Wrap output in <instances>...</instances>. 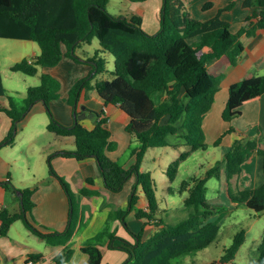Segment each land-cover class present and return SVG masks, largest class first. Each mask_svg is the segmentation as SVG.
<instances>
[{
    "label": "trees",
    "instance_id": "obj_1",
    "mask_svg": "<svg viewBox=\"0 0 264 264\" xmlns=\"http://www.w3.org/2000/svg\"><path fill=\"white\" fill-rule=\"evenodd\" d=\"M108 0H0V38L24 39L36 42L40 53L23 58L11 65V70L26 75H35L40 67L55 66L63 54L80 61L74 47L80 41L90 42L97 38L99 48L92 57L97 73H102L104 62L97 57L99 52L109 51L114 56V69L111 78L96 83V91L105 105H118L129 116L125 130L131 141L137 143L131 148L134 163L125 167L111 158L108 151L115 148L111 141V131L107 119L101 113L95 126L88 129L79 121L73 125L60 122L50 109V102L59 98L60 81L48 73H43L40 83L26 89L21 101L3 84L0 70V112L5 113L12 122L11 129L0 148L14 142L18 122L38 101H42L48 114L47 129L59 136H73V151H56L50 154L74 157L83 160L93 157L103 177L104 186L112 192L122 190L124 183L135 176V184L126 209H117L112 216L119 219L132 241L117 236L116 231L103 228L87 239L82 250L87 254L83 264H100L101 245L108 240L107 246L121 249L127 253L123 264H184V255L196 254L211 245L218 237L220 225L209 220L216 214L227 212L224 205L210 203L206 197V182L210 177H219L223 171L226 182L242 172L243 163L256 152L262 161L264 177V142L257 143L239 135V131L230 125L213 142L220 145L231 132L238 136L224 152L222 159L210 167L204 176H189L179 184V192L187 191L183 200L186 216L177 221H166L159 208L156 195V182L150 171L141 169L146 151L149 148L164 147L171 143L168 135H176L188 147L166 168L170 181L178 173L180 163L192 151L208 147L203 128L205 115L210 111L219 90L220 78L213 75L206 62L214 58H224L228 64L235 65L243 52L241 33L253 34L264 28V0H244L243 6L257 9L248 16V24L242 31L233 33L229 23L219 14L207 21L195 19L184 0H162L159 29L150 34L146 32L139 15L121 18L107 8ZM232 4L228 5L230 8ZM198 36L197 42H188ZM62 44L66 51L63 52ZM89 78L78 80L70 88L66 101L73 107L79 99L81 89L87 86ZM164 90L165 97L155 102L154 92ZM264 93V75L248 73L242 79L228 87L227 100L222 119L230 122L240 114V108L257 100ZM50 173L55 175L69 200V218L63 232H44L29 218L33 207L43 197L42 191L35 187L16 189L7 182L2 187L15 194L19 201L17 210L0 205V235L6 236L16 220H22L25 226L48 244H61L63 248L55 256L56 264H68L72 255L71 237L77 228L86 225L80 209L78 196L91 198L99 194L98 190L82 187L74 192L67 181L56 174L50 164ZM141 186L147 200L146 209H138L136 215L146 224L157 227L147 239L142 232H133L125 217L138 200L137 188ZM20 191V194L17 193ZM78 193V194H77ZM230 199L254 210L264 211V179L252 189L238 190L236 195L228 191ZM246 239L245 229L234 233L231 243L224 248L218 262L225 264L235 259ZM42 254H28V260L34 264L42 259ZM250 264H264V228L256 256Z\"/></svg>",
    "mask_w": 264,
    "mask_h": 264
},
{
    "label": "crops",
    "instance_id": "obj_2",
    "mask_svg": "<svg viewBox=\"0 0 264 264\" xmlns=\"http://www.w3.org/2000/svg\"><path fill=\"white\" fill-rule=\"evenodd\" d=\"M243 1L244 0H184L188 10L195 19L207 21L219 14L224 21L229 23L230 30L233 33L242 31L244 26L248 28V23L245 21L248 16L257 9L256 5L251 8L244 7ZM230 4H232V6L227 8ZM161 7L162 0H108L107 4L108 10L115 16L129 18L132 15H139L142 19L141 25L143 29L150 34L155 33L159 29ZM257 11L259 12L260 10L257 9ZM198 39L199 37L195 36L189 38L188 42H197ZM15 40V44L7 49L3 55V59L5 61L8 60L5 66L2 64L0 58V70L3 83L4 72L6 76L18 78V75H16L17 72L12 71L10 68L12 64L23 58L35 56L40 53V47L36 42L24 39ZM240 41L243 43L244 49L235 65L228 64L224 58H214L206 62V66L210 72L213 71V69H217L218 73L216 75L225 78L224 87H222L226 91L225 103L227 100L228 87L233 82L242 79L248 73H253L258 76L264 75V28L255 30L253 34H247L244 30L241 33ZM98 48L99 42L97 38H93L87 43L80 41L74 47V53L81 59L80 61H76L72 57L63 54L62 58L55 66L40 67L35 75H25L28 77L22 78L26 83L25 89L30 86L38 85L43 73L51 74L60 81L59 98L50 102V109L54 116L65 125H73L74 122H76V115H80L82 117L77 121L86 128L92 129L98 118L95 113H101L105 116L108 128L112 134V143L114 144L113 136L115 129L119 130L122 136H124L121 138V147L127 154V161L121 162L117 153V144H114L115 148L113 150L108 151V155L118 160L125 167H130L134 163V156L131 153V148L136 146L137 143L131 141L129 133L125 130L129 122V116L121 110L118 105H105L95 87L98 81L110 79L112 77L111 72L113 71L112 69H114V56L109 51L99 52L97 57L103 60L105 70L102 73L96 74V69L94 68L95 62L92 60V57L96 55V50ZM62 50L63 52L66 51V47L63 44ZM221 60L225 62V66L223 67ZM220 66L223 70H220ZM8 71L15 72V75L9 74ZM108 72L110 78L106 77V73ZM84 78H89V82L87 86L81 89L79 99L73 107L66 101L69 90L74 83ZM220 89L219 86V90ZM218 92L216 93L212 108L205 115L203 120L205 135V123L215 105ZM152 97L155 102H159L165 97V91L160 90L154 92ZM0 100L5 101L6 98L0 97ZM240 111V114L232 118L230 122L223 123L222 128L218 129L217 137L232 125L239 131V135L254 140L257 143L264 142V93L257 100L242 106ZM222 112L220 114L221 119ZM242 117L246 118L243 122L240 121ZM48 119L49 117L44 103L38 101L31 107L21 121L18 122L17 133L13 145H4L0 148V182H7L16 189L37 187L42 191L43 197L33 207L29 218L44 232L65 231L69 218L68 197L58 178L50 173V164L56 174L64 178L74 192H78L82 187L98 190L99 194L91 198H86L84 196L77 197L80 209L86 220V225L83 228H77L71 237L70 242L73 252L68 264H83L87 260V254L82 250L85 241L93 237L103 228H107L109 231H116L119 237L131 241L133 240L122 226L120 220L112 216V212L117 209L124 210L128 207L129 198L132 194V188L136 179L135 176H132L124 183L122 190L119 192H112L105 188L103 177L93 157L78 160L74 157L54 155L50 158V154L56 151H73L75 149V142L73 136H59L50 132L47 129ZM210 124L209 127L213 129L215 127V121L211 119ZM11 126V119L5 113L0 112V142L6 138ZM238 134L231 132L224 138L220 145L216 146L213 144L215 150H218V153L215 154V151H211L214 153L212 155V160H210L206 166L200 163L202 169L197 172L195 176H204L210 167L218 160L222 159L224 152L229 148L231 142ZM167 139L171 143L170 145L178 147L179 149L186 146L176 135H168ZM26 142L27 146L23 150V164L20 167L21 169L16 171L15 168L19 167V163L22 159L14 153V148L17 143L22 144ZM207 149L208 147L202 151H206ZM148 152L147 150L146 153ZM159 157L160 154L158 155L155 153L153 155L154 160ZM246 165H253V174L247 172ZM141 169L143 171H150L152 177L154 176V172L151 170L143 169L142 166ZM216 178L220 180V196L223 205H228L229 211L242 207L243 205H238L237 202L230 199L228 191L236 195L238 190L252 189L263 182L264 177L262 173L261 157L254 152L250 158L243 163L240 175L232 177L229 183L226 182L223 171L220 173V176ZM167 188L169 193L175 191L172 186H167ZM8 191L10 192L9 201L7 200ZM8 191L2 187L0 183V205L10 210H17L19 201L12 191ZM176 191L179 192L178 189H176ZM184 192V194L179 192L183 194L179 199L171 196L170 204L166 203V208L159 206L164 216L168 217V211L170 210L169 206H175L179 203L183 204V200L187 196V191ZM137 196L138 200L136 204H134L132 209L127 213L125 219L133 232L138 233L141 231L142 239H147L155 232L157 227L153 224H146L144 219L137 217V210L140 208L146 209L148 205L141 186L137 188ZM207 199L209 202L215 201L208 197ZM211 203L215 204L214 202ZM261 214L264 215V211L256 214L254 217H260ZM214 218L215 216H212L209 220L214 221ZM263 228L264 225L258 226L257 231L252 236H249L248 231L245 230L246 239L241 245L235 259L225 264H250L251 260L255 257L253 256L254 252L261 242V232ZM107 243L108 240L106 239L101 245L102 260L100 264H123L127 258V253L121 249L108 248ZM226 247L227 244H224L218 258L212 261L218 262ZM62 248L63 245L61 244H48L45 240L30 231L22 220H16L10 226L6 236L0 235V264H25L28 254L37 253L43 256L36 264H56L54 260L55 256ZM210 262H202L200 264H208Z\"/></svg>",
    "mask_w": 264,
    "mask_h": 264
},
{
    "label": "rangeland",
    "instance_id": "obj_3",
    "mask_svg": "<svg viewBox=\"0 0 264 264\" xmlns=\"http://www.w3.org/2000/svg\"><path fill=\"white\" fill-rule=\"evenodd\" d=\"M15 39H9V38H0V58L2 64L8 62L3 59V55L5 54L6 50L12 47L15 44ZM87 43V42H86ZM222 67L225 66V62L221 60ZM220 66V70H223ZM113 70V69H112ZM111 70V71H112ZM9 74L15 75V72L8 71ZM213 75H216L218 73L217 69H213L211 71ZM16 75H18L14 78H11L10 76H6V73L4 72V86L10 91L12 94H14L18 101H21L23 95L26 92L25 89V81L22 77H28L25 76L26 74L17 72ZM218 76V75H216ZM106 77L110 78L109 72L106 73ZM220 78V90L217 95V100L215 102V105L213 109L211 110L206 123V142L208 144V149L206 151L197 150L192 152L187 159L182 162L179 166V171L173 181H170L168 178V175L166 173V167L174 161L180 154L181 151L187 150V146L182 147V149H179L178 147L169 145L166 147H156V148H149L148 153H146L144 160L142 162V168L148 169L154 172V178L156 180V194L160 201V206L162 208H166V203L170 204V198L173 196L174 198H178L182 196L185 192L183 191L181 193L177 192L176 189L179 188L180 182L188 178L189 176L197 174L202 169V166H200V163H203L205 166L212 160V153L211 151H215V154L218 153V150H215V146L213 145V141L217 137L218 129L222 128L223 121L220 118V114L224 108L225 105V97H226V91L224 90V80L225 78ZM19 90V91H17ZM246 105V104H245ZM243 105V106H245ZM244 108V107H243ZM238 116V115H237ZM213 119L215 121V127L212 129L209 126L210 120ZM246 118L242 117L240 121H244ZM21 121V120H20ZM122 134L119 132V130H114V136H113V142L114 144H117V153L120 157L121 162L127 161V154L124 152V149L121 147V138H123ZM13 145V143H12ZM135 145V144H134ZM27 142L22 144H16V147L14 148V153L17 154V156L22 159L19 163V167H16V171L21 169L20 167L23 164V150L26 148ZM151 151V152H150ZM157 153L160 154V157L156 160L153 159V155ZM247 172L249 174H253L254 168L253 165H246ZM246 172V173H247ZM167 186H172L175 191L173 193H169ZM207 191L206 196L210 199H214L215 204L223 205V202L221 201L220 196V180L216 178L215 176L208 178L206 182ZM8 191V190H7ZM10 192L7 193V200L9 201ZM210 202V203H211ZM224 207L227 209V212L223 214H216L214 215V221L218 222L220 225V231L218 234L217 239L208 247L205 249L197 252L196 254H188L184 255L181 259V261L184 264H200L202 262H210L212 260H215L218 258L221 248L224 244H227V246L230 244L232 240V236L235 232H237L240 229H245L248 231L249 236H252L255 234V232L258 229V226L264 225V215H260L254 217L256 213L254 210L247 208L245 206L238 207L237 209H234L232 211L228 210V205H224ZM168 211V217L164 216L162 214L163 218L166 221H177L180 218L186 216L187 211L184 209L183 204L179 203L175 206H169ZM30 216V214H29ZM256 256V251L254 252V255Z\"/></svg>",
    "mask_w": 264,
    "mask_h": 264
},
{
    "label": "water",
    "instance_id": "obj_4",
    "mask_svg": "<svg viewBox=\"0 0 264 264\" xmlns=\"http://www.w3.org/2000/svg\"><path fill=\"white\" fill-rule=\"evenodd\" d=\"M122 19L124 18L123 16L121 17ZM82 116L80 115H76V119L78 120L79 118H81ZM18 194H20V191H17Z\"/></svg>",
    "mask_w": 264,
    "mask_h": 264
},
{
    "label": "built area",
    "instance_id": "obj_5",
    "mask_svg": "<svg viewBox=\"0 0 264 264\" xmlns=\"http://www.w3.org/2000/svg\"><path fill=\"white\" fill-rule=\"evenodd\" d=\"M27 264H34L33 260H28Z\"/></svg>",
    "mask_w": 264,
    "mask_h": 264
}]
</instances>
